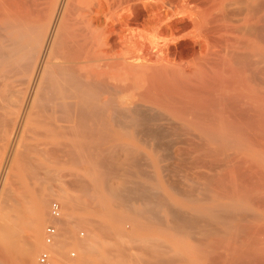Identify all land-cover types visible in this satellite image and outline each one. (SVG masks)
<instances>
[{
  "label": "bare ground",
  "instance_id": "obj_1",
  "mask_svg": "<svg viewBox=\"0 0 264 264\" xmlns=\"http://www.w3.org/2000/svg\"><path fill=\"white\" fill-rule=\"evenodd\" d=\"M131 236L264 264V0H0V264H141Z\"/></svg>",
  "mask_w": 264,
  "mask_h": 264
},
{
  "label": "rangeland",
  "instance_id": "obj_2",
  "mask_svg": "<svg viewBox=\"0 0 264 264\" xmlns=\"http://www.w3.org/2000/svg\"><path fill=\"white\" fill-rule=\"evenodd\" d=\"M66 172H64V173H62V175L64 174L65 175V173H67L66 174V182L69 180L68 179V177H70V175L68 176V173L70 174V171H69V169L66 167ZM74 175V174H73ZM73 175H72V177H73ZM68 176V177H67ZM72 177H70V179H72ZM62 179H64V178H62ZM72 189V188H71ZM74 189L73 190H71V193H73V195H75L76 197H78V196H80V198H82V199H84V198H86L85 196V194H88V193H84V192H81V193H84V194H82V195H80V192L78 193L77 192V190L76 191H74ZM32 189L31 188H29V191H28V199L29 198H31V195H32ZM75 193V194H74ZM79 195H78V194ZM85 195V196H84ZM75 196H74V199H76V202L79 204V202L78 201H82V199H80V198H75ZM78 199V200H77ZM53 200V201H52ZM51 200V202H54V201H56L57 202V200H54V199H52ZM51 202H50V204H51ZM129 203H131V202H129ZM58 204H59V202H58ZM78 204H77V206H78ZM82 205H80L79 204V207H81ZM49 207H50V205H49ZM78 207V208H79ZM125 224H126V222H125ZM154 224V225H153ZM48 225H50V224H47L46 226H48ZM152 225V226H151ZM46 226L43 228V230H42V240H44L43 238H44V231H45V228H46ZM126 228H130V225H129V223L127 224V225H124ZM156 226V227H155ZM158 226H159V229L162 227L163 228V226H161V224H157L156 223V225H155V223H148V227H150V228H148L147 227V225H144L143 227L144 228H142L141 229V232H142V234H140V236H144V237H146V236H149V237H153V236H155V237H160V238H162V233L160 232L159 233V230H158ZM145 227H146V229H145ZM83 226H80V228L78 227V230L76 229V231H77V233H79L80 234V236L82 235L83 237H84V235L83 234H85V236H86V234H87V230H86V228H84ZM157 228V229H156ZM145 229V230H144ZM130 230V229H129ZM161 231V230H160ZM81 232V233H80ZM140 232V233H141ZM83 233V234H82ZM78 234V235H79ZM160 234V235H159ZM131 235V234H130ZM182 235V234H181ZM129 238H131L132 239V241H129L130 239ZM185 238V237H184ZM134 240H135V238H134V236H133V238H132V236L131 237H127V239H125L123 242L125 243L126 241V244H122V246H123V249H124V247L126 248L125 250V252H127V253H132L133 254V256L134 257H137L136 255H139L140 254V260H141V264H145L146 263V260L147 261H149V258H151V259H153V258H155V252L157 251V249H149V248H147V245L144 243V242H138V243H136V241L134 242ZM137 240V239H136ZM185 240H186V242H187V240H189V239H187V238H185ZM122 243V242H121ZM135 243V244H134ZM141 244H142V246H141ZM127 246V247H126ZM132 248H131V247ZM137 246V247H136ZM129 247V248H128ZM134 247H135V249H134ZM145 247V248H144ZM128 248V249H127ZM140 251H138V250ZM203 248L200 246V250H199V256L200 257H202V252H204V249L202 250ZM42 249H40V251H41ZM39 251V252H40ZM135 251H136V253H135ZM148 251H149V253H148ZM39 252H38V254H39ZM201 252V253H200ZM71 253H75V255H77V253H76V251L74 250V249H72V248H70V250H68V252H66V255H69V256H66V257H69L70 259H72V258H74V256H72L71 255ZM152 253H154V254H152ZM148 254V255H147ZM131 255V254H130ZM141 255H143L142 257H141ZM144 255H147L146 257L148 258H145V256ZM151 255L153 256V258L151 257ZM76 258V257H75ZM143 258H145L144 260H142ZM37 259V258H36ZM150 259V260H151Z\"/></svg>",
  "mask_w": 264,
  "mask_h": 264
},
{
  "label": "built area",
  "instance_id": "obj_3",
  "mask_svg": "<svg viewBox=\"0 0 264 264\" xmlns=\"http://www.w3.org/2000/svg\"><path fill=\"white\" fill-rule=\"evenodd\" d=\"M50 210H51V215L57 218L60 215V205L58 204V202L56 201L52 202ZM56 234H57L56 227L53 224L48 225L44 231L45 243L47 245L52 244ZM50 256H51L50 250L48 248H43L37 256L36 264H50Z\"/></svg>",
  "mask_w": 264,
  "mask_h": 264
}]
</instances>
